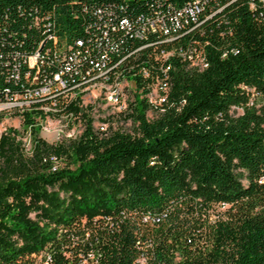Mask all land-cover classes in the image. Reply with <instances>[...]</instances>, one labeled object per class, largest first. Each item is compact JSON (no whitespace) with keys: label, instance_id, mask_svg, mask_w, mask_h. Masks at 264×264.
I'll return each mask as SVG.
<instances>
[{"label":"trees","instance_id":"obj_1","mask_svg":"<svg viewBox=\"0 0 264 264\" xmlns=\"http://www.w3.org/2000/svg\"><path fill=\"white\" fill-rule=\"evenodd\" d=\"M189 1L0 0V102L55 72L67 80L55 102L99 70L139 82L169 49L200 50L206 64L171 58L165 105L147 119L139 100L131 131L86 127L64 145L38 139L30 154L2 136L0 264L89 254L100 264H264V105L249 103V89L264 99V6L203 0L194 22L175 26ZM155 14L168 32L135 36ZM59 153L67 165L50 171Z\"/></svg>","mask_w":264,"mask_h":264},{"label":"rangeland","instance_id":"obj_2","mask_svg":"<svg viewBox=\"0 0 264 264\" xmlns=\"http://www.w3.org/2000/svg\"><path fill=\"white\" fill-rule=\"evenodd\" d=\"M166 53L159 56L156 69L142 75L139 82L132 80L135 76L133 73L121 77L111 74L67 94L57 105L46 104L44 108L41 107L43 105L33 104L0 106V138L10 137L23 154H30L33 143L38 139L52 146L64 145L69 140H77L86 127L98 136L107 135L114 130L131 131L134 126L133 107L139 100L145 99L148 105L145 111L147 119L154 118L165 105L161 97L166 99L169 87H159L168 78V70L173 65L171 58L180 63L186 62L192 67L200 64L199 58H182ZM249 91V103L255 108L263 106V97L252 89ZM112 92L117 93L116 102L109 100ZM240 112L239 107H231V114L237 115ZM53 155L50 171L66 167L68 160L64 153ZM223 207L224 205H220L216 210H222ZM27 216L32 221L42 222L32 211ZM45 260L49 263L50 257L47 256ZM79 264L100 263L98 256L91 255L80 258Z\"/></svg>","mask_w":264,"mask_h":264},{"label":"built area","instance_id":"obj_3","mask_svg":"<svg viewBox=\"0 0 264 264\" xmlns=\"http://www.w3.org/2000/svg\"><path fill=\"white\" fill-rule=\"evenodd\" d=\"M202 2L203 0H190L189 2H187L177 13L176 15H174L173 18V24L175 26H178L180 24L183 25H187L188 23V19L192 22L195 21L198 13L201 10L202 7ZM256 2H258L260 5L264 6V0H256ZM254 6V3L252 0L249 1V7L252 8ZM185 14L187 15V17L185 16ZM184 17H180L183 16ZM210 16V14L208 15ZM180 17V18H179ZM264 21V20H263ZM161 23V24H160ZM169 25L166 23H163L162 21V17L159 16L158 14H155L152 17H149L147 19L144 20V24L142 23L141 25H139L135 30H134V35L137 37H141L145 31H147V29L151 32L154 33L155 30H160L163 34H166L169 30ZM171 37H167L166 40H171ZM167 52V53H166ZM176 54L179 55V57H184V58H199L200 59V64L197 65V67H204L206 64L203 60L202 54L200 52V50H191V51H187L183 50L180 51L178 53H175L174 50L169 49L166 51H162L160 53L155 54L154 59L159 60V56H162L163 54ZM38 55H39V50L35 51L33 54L27 56L26 58V63L27 65L31 68L34 65H36L37 60H38ZM71 57L73 59H75L74 55L71 54ZM96 65V64H95ZM138 72H141V75H146L148 74L149 71H146L144 69L139 70ZM113 74L115 77H121L123 76V74L118 71H111V70H99L97 71V73L89 78L88 80H86L83 83L80 84H75L76 85V90L77 89H81L83 87H85L88 84L91 83H96L99 80H103L104 78H106V76H109ZM86 75H88V73H86ZM32 81L36 82L37 80V75L36 73L34 74V76H32ZM67 85V80L62 77V75L58 72H55L52 74V76L50 78H46L43 79L39 84H37L35 87H32L31 89L27 90L25 93L21 94V95H16L13 97L12 100H7L4 102H0V106H3L5 104H34V102L37 99H42V98H47L50 101L46 102V103H42V104H38V105H43L41 106L42 108H44V105L46 104H53V105H57L58 103H60L62 101V99L67 95L64 94L63 97L59 100V101H54L51 100V98L53 97L54 93H56L57 91L62 90V88H64ZM165 86H168L167 81L164 79V82L160 85V89L164 88ZM75 90V91H76ZM74 92V91H72ZM69 92L68 94L72 93ZM53 99V98H52ZM162 101L165 102L166 99L165 97H161ZM109 100L112 102H116L118 100L117 97V93L116 92H112L111 95H109ZM102 128V127H101ZM53 158V157H52ZM89 256H91V254H89ZM47 258V257H46ZM47 260L44 261L45 264H47L46 262ZM138 264L141 263V259H138L137 261Z\"/></svg>","mask_w":264,"mask_h":264}]
</instances>
